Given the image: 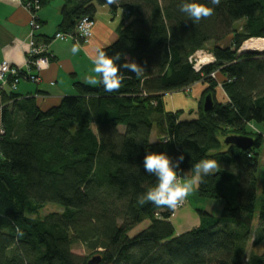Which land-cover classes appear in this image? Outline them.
<instances>
[{
	"label": "trees",
	"instance_id": "16d2710c",
	"mask_svg": "<svg viewBox=\"0 0 264 264\" xmlns=\"http://www.w3.org/2000/svg\"><path fill=\"white\" fill-rule=\"evenodd\" d=\"M39 1L44 7L52 0ZM200 2L214 11L193 23L180 12L181 0H64L59 30L65 32L85 15L95 19L98 4L126 11L116 41L101 51L144 71L137 76L122 68L114 92L76 81L74 94L48 108L5 90L0 264H88L72 251L79 243L101 257L97 264H264V253L249 251L252 240L264 241V186L255 239L252 228L264 136L249 125H264V53L240 51L246 41L264 38V0ZM224 40L230 44L221 46ZM209 44L215 61L197 72L189 58ZM196 83L206 84L190 113L197 116L181 120L183 111L170 110L167 96ZM208 94L214 106L205 112ZM230 135L251 136L254 146L227 145ZM149 151L183 154L185 177L201 159L218 161L197 194L222 201L220 214L200 210L199 225L177 235L171 208L140 204L156 183L143 169ZM47 204L62 211L39 216ZM145 220L150 224L131 236Z\"/></svg>",
	"mask_w": 264,
	"mask_h": 264
},
{
	"label": "crops",
	"instance_id": "0c3cea01",
	"mask_svg": "<svg viewBox=\"0 0 264 264\" xmlns=\"http://www.w3.org/2000/svg\"><path fill=\"white\" fill-rule=\"evenodd\" d=\"M21 1L23 0H0V63L7 60L13 65H25L30 15L21 5ZM63 3L64 0H52L39 10L38 15L42 26L37 34L38 42L50 41L60 31ZM124 12L127 15V12ZM120 14V8L112 9L108 5H100V7L97 5L93 36L88 41L79 44L71 39H53L49 46L50 66L39 73L41 81L35 83L23 80L20 82L17 92L34 96L40 106L48 108L56 105L64 96L74 94V82L76 81L86 83L88 78L94 77L98 84L100 77L93 71L92 60L103 48L116 41L118 28L121 24L118 22ZM74 46L78 48L76 53L72 51ZM205 87L206 84L196 83L190 92H183L181 95L193 96L192 100L185 97L184 102L177 99L176 95L180 93L170 94L167 96L169 109L172 111L182 110L185 115H190L191 111L197 108L200 94ZM221 91L222 97L225 99L226 95L222 89L218 94H221ZM189 105H193L194 109L188 107ZM1 114L0 111V128ZM223 207L222 201H212L208 203V208H205V211L219 215ZM198 225L199 223L196 226Z\"/></svg>",
	"mask_w": 264,
	"mask_h": 264
},
{
	"label": "clouds",
	"instance_id": "9594fccd",
	"mask_svg": "<svg viewBox=\"0 0 264 264\" xmlns=\"http://www.w3.org/2000/svg\"><path fill=\"white\" fill-rule=\"evenodd\" d=\"M113 2V0H109ZM213 5H218L220 0H211ZM181 13L185 14L193 23L199 22L213 14L214 9L200 0H181L179 7ZM73 53L78 51L77 47L72 48ZM120 57L108 56L103 51L92 60L93 71L100 77L104 90L114 92L119 90L122 83V68L137 76L142 75L144 68L136 62H125L119 64ZM97 79L92 77L86 83L95 85ZM154 142V141H153ZM185 157L181 154L178 158H173L167 152L149 151L144 156L143 169L150 176H154L156 183L149 188L140 198L139 203L151 202L156 207L174 208L178 202L183 201L194 189L198 182L208 175L214 174L219 163L214 159H201L191 169V177L183 176L180 165Z\"/></svg>",
	"mask_w": 264,
	"mask_h": 264
},
{
	"label": "built area",
	"instance_id": "2783aa9c",
	"mask_svg": "<svg viewBox=\"0 0 264 264\" xmlns=\"http://www.w3.org/2000/svg\"><path fill=\"white\" fill-rule=\"evenodd\" d=\"M21 5L30 15L29 21V33L27 37L28 49L25 52V65L18 66L13 65L9 61L4 60L0 63V111L3 106L2 95L6 89L16 91L21 81L29 79L32 82H40V75L42 71L46 70L50 66L51 56L49 55V46L47 42L40 43L37 41V34L41 28V21L38 15L41 9V3L39 0H23ZM95 20L89 15H85L80 18L75 26L74 31L57 32L54 40L71 39L76 43L80 40L88 41L93 36V27ZM51 39V40H53ZM193 64L195 71L200 72L205 65L211 64L215 61V57L211 53L199 50L189 58ZM216 77V73L212 74ZM189 90V89H188ZM0 132L3 133V129L0 128ZM185 205L184 201H180L172 211H177Z\"/></svg>",
	"mask_w": 264,
	"mask_h": 264
},
{
	"label": "rangeland",
	"instance_id": "374dc122",
	"mask_svg": "<svg viewBox=\"0 0 264 264\" xmlns=\"http://www.w3.org/2000/svg\"><path fill=\"white\" fill-rule=\"evenodd\" d=\"M58 1V0H57ZM98 6L100 7V4H98ZM120 17L118 18V22H121L122 19L127 20V15L125 14L124 10L121 9V14L119 15ZM230 39V37H229ZM252 39H256V38H252ZM257 39H264V38H257ZM68 40V39H65ZM251 40V39H250ZM52 40L47 41V43H51ZM249 41V40H248ZM247 42V41H246ZM245 42V43H246ZM241 47L240 51H258L261 53H264L263 51L260 50H249V49H244V45ZM221 46H226L230 44V40H224L221 41L219 43ZM209 47H211V44H209L208 49L204 50V52L210 53L209 51ZM209 50V51H207ZM212 54V53H211ZM29 80V79H26ZM30 81V80H29ZM32 82V80L30 81ZM195 85V84H194ZM191 89V88H189ZM183 92L186 91H182L179 92V95L177 96L178 101L180 102H184L185 101V97H187L188 99H193L192 95L188 96V95H181ZM202 95V93L200 94ZM222 91L221 94L218 95L219 98L222 99ZM188 107L194 109L193 105H189ZM187 114V112H186ZM180 118L181 120H187V119H194L196 118L197 114L192 113L190 115H185V112H181L180 113ZM253 129V131L258 132V133H262V135L264 136V125H254V124H249ZM1 134V132H0ZM156 136H152V139L155 138ZM193 174H191L189 177H191ZM257 178H258V197H257V203H256V213H255V217H254V221H253V234H254V239H255V234L258 235L260 233L258 232L259 228V221H258V209H259V202H260V198L262 196V188L264 186V142L263 145L261 146V148L259 149V167H258V172H257ZM186 202V204L184 206H182L180 209H178L177 211L173 212L172 216H171V222L173 223L174 227H175V231L176 234H180V233H184L188 230H191L192 228H194L199 222H200V214L199 211L200 210H205V208H208V203H211L212 200L209 199H204L198 196L197 194V185L194 186L193 191L183 200ZM62 208L60 206H58L57 204H47V206L41 210V212L39 213V216L43 217L46 214L50 213V212H61ZM150 224V220H145L144 222H142L141 224H139V226H137L132 233L130 234L131 236L136 235L139 231L143 230L144 228H146L148 225ZM253 251L256 254H263L264 253V241L260 242L258 245H253V240L250 244L249 247V251ZM73 253L79 257V258H88V259H92V255H96V254H92V251H89L85 246H83L82 244H75L73 246ZM244 264H249L248 261L246 260Z\"/></svg>",
	"mask_w": 264,
	"mask_h": 264
},
{
	"label": "water",
	"instance_id": "95a60500",
	"mask_svg": "<svg viewBox=\"0 0 264 264\" xmlns=\"http://www.w3.org/2000/svg\"><path fill=\"white\" fill-rule=\"evenodd\" d=\"M214 101L211 94H208L205 98L203 109L205 112H209L213 109ZM225 144L234 145L241 150H246L254 146L255 140L251 136L246 135H230L225 138ZM101 261L100 256L93 257L88 264H97Z\"/></svg>",
	"mask_w": 264,
	"mask_h": 264
},
{
	"label": "bare ground",
	"instance_id": "6f19581e",
	"mask_svg": "<svg viewBox=\"0 0 264 264\" xmlns=\"http://www.w3.org/2000/svg\"><path fill=\"white\" fill-rule=\"evenodd\" d=\"M244 49L249 50H264V39H251L248 42L245 43Z\"/></svg>",
	"mask_w": 264,
	"mask_h": 264
}]
</instances>
